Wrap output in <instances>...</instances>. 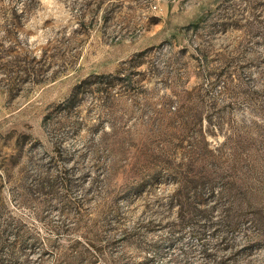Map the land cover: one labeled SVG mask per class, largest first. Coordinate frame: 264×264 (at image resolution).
I'll use <instances>...</instances> for the list:
<instances>
[{"label": "rangeland", "instance_id": "obj_1", "mask_svg": "<svg viewBox=\"0 0 264 264\" xmlns=\"http://www.w3.org/2000/svg\"><path fill=\"white\" fill-rule=\"evenodd\" d=\"M0 264H264V0H0Z\"/></svg>", "mask_w": 264, "mask_h": 264}, {"label": "trees", "instance_id": "obj_2", "mask_svg": "<svg viewBox=\"0 0 264 264\" xmlns=\"http://www.w3.org/2000/svg\"><path fill=\"white\" fill-rule=\"evenodd\" d=\"M235 200L238 202L239 201V204H244L245 206L246 205H252L254 202H253V199L252 198H247V200H245L244 198H235ZM236 202V203H237ZM82 258H84V254L81 253L77 256V259L80 261L82 260Z\"/></svg>", "mask_w": 264, "mask_h": 264}]
</instances>
